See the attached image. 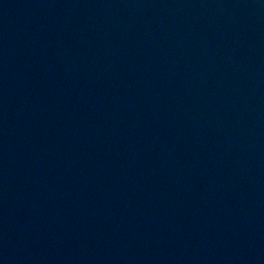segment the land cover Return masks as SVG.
<instances>
[{"label":"water","instance_id":"obj_1","mask_svg":"<svg viewBox=\"0 0 264 264\" xmlns=\"http://www.w3.org/2000/svg\"><path fill=\"white\" fill-rule=\"evenodd\" d=\"M0 264H264V0H0Z\"/></svg>","mask_w":264,"mask_h":264}]
</instances>
